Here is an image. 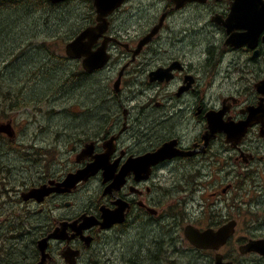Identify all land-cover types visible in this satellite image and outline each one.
Segmentation results:
<instances>
[{
	"label": "flooded vegetation",
	"instance_id": "af4514ba",
	"mask_svg": "<svg viewBox=\"0 0 264 264\" xmlns=\"http://www.w3.org/2000/svg\"><path fill=\"white\" fill-rule=\"evenodd\" d=\"M13 1L22 4V0H0V9L14 6ZM41 1L73 3L79 9V18L71 21L80 30L69 42L90 27H105L91 51L103 50L109 60L88 71L86 56H68L80 66V78H66L64 91L76 90L83 96L86 77L106 71L112 94L109 100L94 103L93 120L68 123L70 135L64 146L48 139L39 146V133L46 131L42 127L30 140L15 142L25 122H17L15 115L0 119V139L16 144L12 149L28 168L19 167V173L11 175L0 161V217L7 215L4 226L17 225L0 244L16 245L21 233V244L27 245L34 229L40 233L32 240L36 244L31 254L25 253L15 264H36L38 241L62 222L74 221L77 226L66 227L63 238L50 239L49 264H117L125 231L126 251L136 241L139 247L132 255L124 253L122 264H180L187 244L192 252H210L209 264H215L218 254L224 262L264 264V202L258 200L253 210L245 211L249 203L242 196L232 198L235 185L252 187V180L264 193V93L258 87L264 79V3H241L251 9L242 13L237 0H111L120 3L106 5L99 19L97 0ZM155 28L157 34L139 47ZM242 33L247 43L243 46ZM7 101L4 107L0 100L1 111L22 102ZM247 120L250 124L244 131L242 123ZM162 147L173 155H159ZM84 149L88 153L81 156ZM93 162L97 172L68 190L52 191L40 202L26 194L45 184L56 188ZM202 186H216L208 193L213 201L199 203ZM7 201L13 209H6ZM188 201L191 216L186 219L181 210L183 204L187 209ZM111 214H116L115 221ZM90 216L96 225L76 234L74 228ZM243 219H250L246 226ZM232 220L236 226L225 243L207 239L202 244L210 247H199L187 237L188 228L219 232ZM152 230L160 237L155 233L145 243ZM166 233L172 234V243ZM254 240L259 250L247 251ZM68 248L77 252L69 259L64 255ZM8 251L0 248V264L9 260Z\"/></svg>",
	"mask_w": 264,
	"mask_h": 264
},
{
	"label": "rangeland",
	"instance_id": "374dc122",
	"mask_svg": "<svg viewBox=\"0 0 264 264\" xmlns=\"http://www.w3.org/2000/svg\"><path fill=\"white\" fill-rule=\"evenodd\" d=\"M10 3L14 6L0 9V100L4 103V107L6 105L5 98H8L7 104L10 105H16L19 99L22 102L20 105L15 106V109L4 108L1 111L0 108V119L15 115L17 122H25V127L15 142L30 140L35 134L36 128L42 127L46 131L39 133V146L44 144L42 140L45 139H48L51 144L64 146L67 143L68 135H70V128L67 127L68 123H80L81 118L93 120L94 103L96 104V101L98 103L99 99L109 100L111 98V78H109L106 71L88 75L85 83V85L88 84V87L84 95L82 96L75 91L70 92L67 97V93L64 91L66 78H80L78 75L80 66L70 61L65 51L66 44L80 30V27L71 21L79 18L81 14L79 9L73 3L47 5L41 0H36L35 3L33 0H22V4H17V1ZM30 52L32 53L30 54ZM53 75L56 77L50 81ZM66 98H69V101ZM86 104L87 106H85ZM15 146V143L7 145L4 139H0V161L10 168L11 175H17L19 167L28 169L22 164V157L19 153L12 149ZM25 173L27 174L28 171ZM214 187L216 186H202L201 190L204 191V194H198L199 203L204 200L213 201L208 193ZM241 196L243 200L249 203L245 211L253 210L251 206H256L258 200L264 202V193L261 194L255 189L253 180L252 187L249 183L243 186L242 184L235 185L232 198L239 200ZM190 203L189 201L186 203L187 209L184 208L185 204L182 206L183 218L189 219L191 216L188 206ZM13 207L14 204L7 201L6 209L11 210ZM210 207L215 209L214 204ZM6 217L7 215L0 217V243L5 242L17 226L14 223L4 226L3 223L6 221ZM249 221L250 219H243L242 226H246ZM186 223L185 221L182 225L185 226ZM21 232L24 233L25 231ZM153 232L148 234L149 238L144 239L146 243L155 233L160 237L158 232ZM20 234L15 240L16 245L11 246L10 241L0 244V248L9 250V260L6 259L2 264L18 263L25 252L31 254V246L35 248V242L32 240L40 235L36 229L32 231L29 245L21 244ZM126 234H123V236L125 235L122 237L123 239L121 238V244L124 243L123 245H125L124 252L128 240V234ZM171 236L172 234L166 233L168 243H172ZM136 244L135 242L128 248L126 251L128 255L137 252L139 246ZM188 246L187 244L182 247L183 255L180 264H209V259L212 257L210 252L195 253L190 251ZM118 254L116 262L122 264L124 253L120 251ZM58 258L61 259L60 254Z\"/></svg>",
	"mask_w": 264,
	"mask_h": 264
},
{
	"label": "water",
	"instance_id": "95a60500",
	"mask_svg": "<svg viewBox=\"0 0 264 264\" xmlns=\"http://www.w3.org/2000/svg\"><path fill=\"white\" fill-rule=\"evenodd\" d=\"M54 2H57L59 0H53ZM199 1H205V0H199ZM262 1V0H261ZM251 3L250 0H242V4L244 3ZM120 3V2H117ZM116 2H113L111 0H97L96 5L98 7V12H99V19H102L104 15V8L106 5H109L110 7H115L117 5ZM241 3V0H238L237 5ZM239 10H242V13L249 12L246 7H241ZM249 17V16H247ZM102 26H96V27H90L86 30H84L82 33H80L74 40H72L70 43L66 45V53L69 57L71 58H80L82 56H86L85 61H84V67L88 71H92L94 69H97L101 66H103L108 60V56L106 53H104L103 50H97V51H91V47L93 43L98 39V37L102 34L104 31L105 27L102 29ZM157 28L153 30V32L147 36L145 39L142 40L140 43L139 47H141L143 44L147 43L151 37L157 33ZM85 39H88L86 41ZM242 43H246L245 38L242 39ZM161 72V71H160ZM159 71H155L154 74L157 75ZM259 90L264 93V79L258 83ZM250 124L249 120L246 122L242 123V129L245 130L247 129L248 125ZM263 134V133H262ZM88 150L84 149L82 153L80 154L81 156L87 155ZM159 155H162L163 157L167 156H172L173 154L167 151L166 147H162L159 151ZM97 172V166L95 162L92 164L88 165L85 169H82L78 171L76 174H71L67 177V179L58 184V187L52 188L45 185H42L40 187H35L32 188L28 193V197L36 198L38 201H41L45 196H48L52 191H65L73 187L76 183H78L81 180H86L88 177L94 175ZM128 171L126 170L125 172L122 173V176H124ZM121 184H116V188L119 187ZM64 187V188H63ZM113 217V221L116 218V214H111ZM83 223L77 227L74 228L76 230V234L82 233L83 229L92 227L96 225L97 221L94 216L90 217H83L82 218ZM119 222L123 221V219H119ZM78 221H74L72 223L69 222H62L60 227H57L54 229L52 232H50L47 236L44 238L40 239L38 241V249L40 251V260L36 264H49V259L51 258V255L48 251L49 247V241L50 239H61L64 237V232L66 227L69 225H75ZM236 226V221L232 220L229 223L225 224L224 226L221 227L219 232H212V231H206V232H200L198 229H187V237L190 239V241L199 246V247H210L203 245L202 243L207 240V239H216L221 243H225L226 240L233 234V230ZM215 248H218L216 246ZM246 249L247 251H257L259 250V243L258 241L254 240L251 241ZM77 252H73L70 249L64 252V255L66 256L67 259L75 256ZM215 264H233L232 261L224 262L223 261V256L221 254H218L216 256V262Z\"/></svg>",
	"mask_w": 264,
	"mask_h": 264
},
{
	"label": "bare ground",
	"instance_id": "6f19581e",
	"mask_svg": "<svg viewBox=\"0 0 264 264\" xmlns=\"http://www.w3.org/2000/svg\"><path fill=\"white\" fill-rule=\"evenodd\" d=\"M156 34H157V33H156ZM154 35H155V34H154ZM154 35H153V36H154ZM33 39H35V38H33ZM39 39H40V37H39ZM42 39H43V38H42ZM30 40H31V39H30ZM36 40H37V39H36ZM36 40H35V41H36ZM45 40H47V39H45ZM73 40H74V39H73ZM33 41H34V40H33ZM33 41H32V42H33ZM37 41H38V40H37ZM39 41H40V40H39ZM43 41H44V40H43ZM71 41H72V40H71ZM71 41H70V42H71ZM24 42H25V41H24ZM41 42H42V41H41ZM70 42H69V43H70ZM25 43H26V42H25ZM28 43H30V42H28ZM26 45H27V44H26ZM40 45H41V44H40ZM19 47H20V46H19ZM25 47H26V46H25ZM34 47H35V46H34ZM38 47H39V46H38ZM39 49H40V48H39ZM31 51H32V50H31ZM37 51H38V50H37ZM39 52H40V50H39ZM31 53H32V52H30V54H31ZM34 53H35V52H34ZM17 54H18V53H17ZM28 54H29V53H28ZM16 56H17V55H16ZM22 60H23V59H22ZM13 62H14V61H13ZM74 74H75V73H74ZM69 81H71V80H69ZM72 81H73V80H72ZM71 85H72V83H71ZM76 86H77V85H76ZM76 86H75V87H76ZM73 87H74V86H73ZM82 87H83V86H82ZM32 89H33V88H32ZM35 89H36V88H35ZM59 90H60V89H59ZM73 90H74V89H73ZM75 91H76V90H75ZM58 92H59V91H58ZM65 92H66V91H65ZM67 92H68V91H67ZM67 92H66V93H67ZM69 92H70V90H69ZM81 92H82V91H81ZM60 93H61V92H60ZM67 94H68V93H67ZM70 95H71V94H70ZM61 97H62V96H61ZM65 97H66V96H65ZM67 97H68V95H67ZM62 98H63V97H62ZM158 113H159V112H158ZM138 120H139V119H138ZM140 125H141V124H140ZM161 126H162V125H161ZM150 127H151V126H150ZM4 129H5V128H4ZM142 130H143V129H142ZM154 130H155V129H154ZM4 133H5V132H4ZM8 134H9V133H8ZM8 134H7V135H8ZM137 136H138V135H137ZM156 136H157V135H156ZM141 139H142V138H141ZM152 140H153V139H152ZM149 141H150V140H149ZM145 144H146V143H145ZM163 145H164V144H163ZM40 166H41V165H40ZM39 170H40V167H39ZM40 172H41V171H40ZM34 175H35V173H34ZM76 185H77V184H76ZM30 199H31V198H30ZM39 202H40V201H39ZM121 217H122V216H121ZM148 223H149V222H148ZM129 225H130V224H129ZM138 225H139V224H138ZM155 225H156V224H155ZM155 225H154V226H155ZM144 226H145V225H144ZM104 227H106V226H104ZM152 227H153V226H152ZM157 227H159V226L157 225ZM139 228H140V227H139ZM154 228H155V227H154ZM135 229H136V228H135ZM130 230H131V229H130ZM130 230H129V231H130ZM143 231H145V230H143ZM152 231H153V230H152ZM154 232H155V231H154ZM154 232H153V233H154ZM125 233H126V231H125ZM133 233H134V232H133ZM81 234H82V233H81ZM114 234H115V233H114ZM117 234H118V233H117ZM129 234H130V233H129ZM118 235H119V234H118ZM121 235H122V234H121ZM126 235H127V234H126ZM130 235H131V234H130ZM133 235H134V234H133ZM139 235H140V234H139ZM139 235H138V236H139ZM150 235H151V234H150ZM116 236H117V235H116ZM122 236H123V235H122ZM124 236H125V235H124ZM124 236H123V237H124ZM154 236H155V235H154ZM38 237H39V236H38ZM42 237H43V236H42ZM119 237H120V236H119ZM119 237H118V238H119ZM131 237H132V236H131ZM133 237L135 238V236H133ZM150 237H151V236H150ZM85 238H86V237H85ZM37 239H38V238H37ZM108 239H109V238H108ZM122 239H123V238H122ZM124 239H125V238H124ZM127 239H128V238H127ZM127 239H126V240H127ZM142 239H143V238H142ZM106 240H107V239H106ZM114 240H115V239H114ZM114 240H113V241H114ZM130 240H131V239H130ZM133 240H134V239H133ZM108 241H109V240H108ZM118 241H119V240H118ZM127 241H128V243H129V240H127ZM138 241H139V240H138ZM97 242H98V241H97ZM103 242H104V240H103ZM121 242H122V241H121ZM124 242H126V241H124ZM131 242H132V241H131ZM134 242H135V241H134ZM136 242H137V241H136ZM151 242H152V241H151ZM112 243H113V242H112ZM114 243H115V242H114ZM119 243H120V242H119ZM137 243H138V242H137ZM140 243H141V242H139V244H140ZM145 243H146V242H145ZM27 244H28V243H27ZM35 244H36V242H35ZM37 244H38V243H37ZM120 244H121V243H120ZM123 244H124V243H123ZM125 244H126V243H125ZM28 245H29V244H28ZM98 245H99V244H98ZM106 245H107V244H106ZM109 245H111V244L109 243ZM116 245H117V244H116ZM136 245H137V244H136ZM141 245H142V244H141ZM113 246H114V244H113ZM124 246H125V245H124ZM145 246H146V245H145ZM121 247H122V246H121ZM130 247H131V245H130ZM143 247H144V246H143ZM110 248H111V247H110ZM127 248H128V247H127ZM26 249H27V248H26ZM29 249H30V248H29ZM68 249H69V248H68ZM31 250H32V249H31ZM33 250H34V249H33ZM37 250H38V249H37ZM95 250H96V249H95ZM104 250H105V249H104ZM110 250H111V249H110ZM113 250H115V249L113 248ZM117 250H118V249H117ZM129 250H130V249H129ZM158 250H159V249H158ZM119 251H120V250H119ZM149 251H150V250H149ZM19 252H20V251H19ZM101 252H102V251H101ZM109 252H110V251H109ZM116 252H117V251H116ZM155 252H156V251H155ZM21 253H22V252H21ZM25 253H26V252H25ZM36 253H37V252H36ZM111 253H112V252H111ZM118 253H119V252H118ZM123 253H126V252L123 251ZM156 253H157V252H156ZM160 253H161V251H160ZM160 253H159V254H160ZM116 254H117V253H116ZM120 254H121V253H120ZM131 254H132V253H131ZM147 254H148V253H147ZM149 254H150V253H149ZM154 254H155V253H154ZM154 254H153V257H154ZM99 255H101V254H99ZM113 255H114V254H113ZM118 255H119V254H118ZM124 255H125V254H124ZM157 255H158V254H157ZM22 256H24V255H22ZM28 256H29V255H28ZM31 256H32V255H31ZM136 256H137V255H136ZM150 256H151V255H150ZM108 257H109V256H108ZM113 257H114V256H113ZM115 257H116V256H115ZM119 257H120V256H119ZM146 257H147V256H146ZM155 257H156V256H155ZM117 258H118V257H117ZM120 258H121V257H120ZM148 258H149V257H148ZM12 259L15 260L14 258H12ZM16 259H17V257H16ZM108 259H109V258H108ZM113 259H114V258H113ZM115 259H116V258H115ZM154 259H155V258H154ZM156 259H157V258H156ZM19 260H20V259H19ZM119 260H120V259H119ZM200 260H201V259H200ZM11 261H12V260H11ZM150 261H152V260H150ZM156 261H157V260H156ZM198 261H199V260H198ZM14 262H15V261H14ZM28 262H29V261H28ZM146 262H147V261H146ZM200 262H201V261H200ZM11 263H12V262H11ZM18 263H19V262H18ZM124 263H125V261H124ZM132 263H133V262H132ZM143 263H144V262H143ZM9 264H10V263H9ZM14 264H15V263H14ZM134 264H136V263H134ZM140 264H141V263H140ZM146 264H147V263H146ZM152 264H153V263H152ZM156 264H157V263H156ZM195 264H197V263H195ZM198 264H199V263H198Z\"/></svg>",
	"mask_w": 264,
	"mask_h": 264
}]
</instances>
